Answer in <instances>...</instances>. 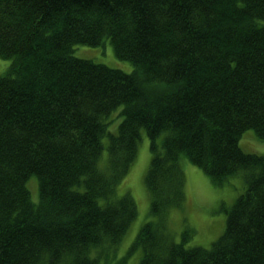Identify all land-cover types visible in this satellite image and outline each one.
<instances>
[{"label":"trees","instance_id":"1","mask_svg":"<svg viewBox=\"0 0 264 264\" xmlns=\"http://www.w3.org/2000/svg\"><path fill=\"white\" fill-rule=\"evenodd\" d=\"M105 40L132 72L73 54ZM0 56V264H109L138 214L117 186L142 129L155 219L131 247L139 264H264V156L240 145L247 129L264 139V0H0ZM183 155L246 183L210 247L168 232Z\"/></svg>","mask_w":264,"mask_h":264},{"label":"rangeland","instance_id":"2","mask_svg":"<svg viewBox=\"0 0 264 264\" xmlns=\"http://www.w3.org/2000/svg\"><path fill=\"white\" fill-rule=\"evenodd\" d=\"M73 54L79 57L90 58L95 62L132 72L135 68L130 60L119 58L109 40L100 45L77 44ZM12 61L0 56V74L7 71ZM123 106L119 107L107 119L109 131L117 133ZM108 144V136L104 138ZM150 137L142 129L138 146L137 158L129 172L117 186V194L129 192L136 200L138 214L129 230L118 244L116 255L109 264H139L143 255L140 247L131 249L141 226L147 221L155 219L150 212L151 197L146 186L145 177L149 169L152 153ZM241 147L252 153L264 156V139L259 138L254 129H247L240 137ZM107 148L101 157L102 166L106 165ZM180 164L184 170L186 198L181 207H173L168 213V232L176 242L184 241L187 247H210L225 230L228 209L236 198L245 190L246 183L243 173L231 175L222 184L216 183L205 170L192 163L186 156L180 157ZM32 199L38 203L40 191L36 176L29 180ZM101 264H104L103 262Z\"/></svg>","mask_w":264,"mask_h":264},{"label":"bare ground","instance_id":"3","mask_svg":"<svg viewBox=\"0 0 264 264\" xmlns=\"http://www.w3.org/2000/svg\"><path fill=\"white\" fill-rule=\"evenodd\" d=\"M106 41V40H105ZM105 41L103 43H105ZM108 121V120H107Z\"/></svg>","mask_w":264,"mask_h":264}]
</instances>
